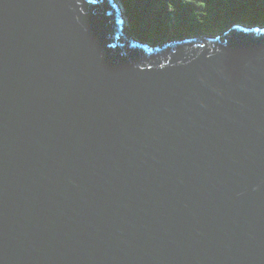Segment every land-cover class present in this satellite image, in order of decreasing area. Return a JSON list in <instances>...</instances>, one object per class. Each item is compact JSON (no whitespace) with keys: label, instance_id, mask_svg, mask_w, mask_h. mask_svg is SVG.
<instances>
[{"label":"water","instance_id":"water-1","mask_svg":"<svg viewBox=\"0 0 264 264\" xmlns=\"http://www.w3.org/2000/svg\"><path fill=\"white\" fill-rule=\"evenodd\" d=\"M127 25L0 0V264H264V24Z\"/></svg>","mask_w":264,"mask_h":264},{"label":"trees","instance_id":"trees-1","mask_svg":"<svg viewBox=\"0 0 264 264\" xmlns=\"http://www.w3.org/2000/svg\"><path fill=\"white\" fill-rule=\"evenodd\" d=\"M130 33L153 43L212 36L236 22L264 24V0H119Z\"/></svg>","mask_w":264,"mask_h":264},{"label":"rangeland","instance_id":"rangeland-1","mask_svg":"<svg viewBox=\"0 0 264 264\" xmlns=\"http://www.w3.org/2000/svg\"><path fill=\"white\" fill-rule=\"evenodd\" d=\"M121 5H122L123 9L125 10L123 4H121ZM125 13H126V12H125ZM126 16H127V18H128V21H129V17H128L127 14H126ZM129 30H130V23H129V25H127L126 32H127L128 34H131V33L129 32ZM220 33H221V32H220ZM217 34H219V33H217ZM217 34H213V36H216Z\"/></svg>","mask_w":264,"mask_h":264},{"label":"bare ground","instance_id":"bare-ground-1","mask_svg":"<svg viewBox=\"0 0 264 264\" xmlns=\"http://www.w3.org/2000/svg\"><path fill=\"white\" fill-rule=\"evenodd\" d=\"M117 1H119V0H117ZM121 3V2H120ZM130 31V30H129ZM205 36V35H204ZM143 42V41H142Z\"/></svg>","mask_w":264,"mask_h":264}]
</instances>
